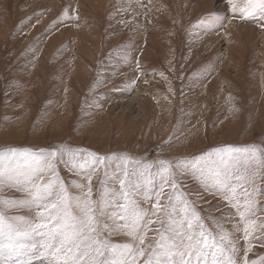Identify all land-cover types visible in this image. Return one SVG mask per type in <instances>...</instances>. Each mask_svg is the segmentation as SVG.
Wrapping results in <instances>:
<instances>
[{
  "label": "rangeland",
  "instance_id": "obj_1",
  "mask_svg": "<svg viewBox=\"0 0 264 264\" xmlns=\"http://www.w3.org/2000/svg\"><path fill=\"white\" fill-rule=\"evenodd\" d=\"M95 1L0 0V264H52L47 246L85 203L83 264H173L197 219L217 245L206 264H260L259 0L243 14L248 0Z\"/></svg>",
  "mask_w": 264,
  "mask_h": 264
},
{
  "label": "snow or ice",
  "instance_id": "obj_2",
  "mask_svg": "<svg viewBox=\"0 0 264 264\" xmlns=\"http://www.w3.org/2000/svg\"><path fill=\"white\" fill-rule=\"evenodd\" d=\"M259 4L261 7V10L264 11V0H259ZM253 5L252 0H248L247 3V7L240 9L241 14H243L245 11L249 10ZM262 156H264V153H261ZM99 159V158H98ZM194 168L198 167V165H193ZM52 172H55V169H51ZM194 174V173H193ZM206 180L208 181H213V182H220L223 183V181H219V173H214V174H207L205 177ZM207 183L204 184V187L207 188ZM172 187L175 191L176 189V185L175 183L172 184ZM231 186L228 184H225V197L227 198L228 196V189ZM233 191H235L234 189H232ZM90 191V189H89ZM163 192V188H161V190L157 193H155V195L157 197H159ZM262 194H264V192H262ZM128 194L125 193V198L127 199ZM251 197L249 196V201H250ZM159 204V200L157 201V204H153V208H156ZM121 208L125 209L127 211V208L124 204H120L119 205ZM54 207V206H53ZM240 205H237V211H240ZM247 210L249 212H254L255 209L252 208L251 203L249 202L247 204ZM84 211H85V219L84 221L81 222L80 225H63L60 227L59 232L56 234L55 239H59V243L60 246H57L55 243L48 245V251L49 253H51V255L53 256V262L52 264H59L58 261V256L60 253L64 252V249L67 248L68 253L71 254L72 252V246H75L77 248V255L75 257V259L71 262V264H83L82 258L79 255V249H80V245L77 244L76 242L78 240H80L81 236L85 235L86 233L84 231H82L81 229L84 227V225H87V231L88 233H95L96 229L91 227V222L93 220V216L90 215V211L91 209L89 208L88 204L85 203L84 205ZM132 215L136 216L137 219H139V216L136 214V211L133 210V212L131 213ZM241 218H244V212H240ZM120 219H124L123 216L120 217ZM185 223H187V227L189 230H191V234H185L186 235V239L188 241L189 244V248L192 249L191 251H188L187 253L185 252H180V260L178 262L174 261L173 264H194L193 261V257H196L195 259V264H206V262L201 260V257H203L205 255V249H211L216 247V242L215 239H213V243L210 246L208 243V238L206 233L203 232V227L202 225H200L199 223V219H197L195 225L193 224V222L191 221H186ZM107 228V226H105ZM133 227H135V221H133ZM181 227H183V225H181ZM195 227H199L201 229L200 232V236L199 238H197L194 228ZM179 231V230H177ZM129 235H132L131 232L128 233ZM3 236V232L0 231V237ZM60 237H63V239H60ZM221 239H224V237L222 236ZM141 244H143V239H141L139 241ZM15 241L11 239V237H9V246H15ZM97 244L100 243L99 240L96 241ZM5 247V244L3 243L2 240H0V250H2ZM115 247H119V246H113ZM124 249H128V245L125 244L122 246ZM101 255H103V253H99ZM140 255H143V252L140 253ZM214 255V253H213ZM2 264H6V262H2ZM64 264H69V261L65 260ZM104 264H107V260L104 261ZM113 264H128L127 261H113ZM147 264H152V261L149 260L147 262ZM213 264H219L218 261H213ZM227 264H234V262L229 258V260L227 261ZM246 264V262H245ZM255 264V262H254ZM260 264H264V261H261Z\"/></svg>",
  "mask_w": 264,
  "mask_h": 264
},
{
  "label": "bare ground",
  "instance_id": "obj_3",
  "mask_svg": "<svg viewBox=\"0 0 264 264\" xmlns=\"http://www.w3.org/2000/svg\"><path fill=\"white\" fill-rule=\"evenodd\" d=\"M95 1V0H94ZM91 3H92V1H90ZM96 2V1H95ZM101 2V1H100ZM96 3H98V2H96ZM93 4V3H92ZM52 10V9H51ZM186 13V12H185ZM183 14V13H182ZM189 15V14H188ZM183 16V15H182ZM67 18V17H66ZM86 55V54H85Z\"/></svg>",
  "mask_w": 264,
  "mask_h": 264
}]
</instances>
